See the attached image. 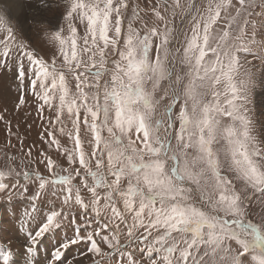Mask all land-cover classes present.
<instances>
[{
	"label": "snow or ice",
	"instance_id": "6c2138e0",
	"mask_svg": "<svg viewBox=\"0 0 264 264\" xmlns=\"http://www.w3.org/2000/svg\"><path fill=\"white\" fill-rule=\"evenodd\" d=\"M53 3L48 58L0 14L13 113L27 104L41 121L25 149L0 109L20 145L3 152L0 194L28 201L27 264H83L77 245L93 264H264V133L241 71L257 46L264 59V0H36ZM0 264H13L6 244Z\"/></svg>",
	"mask_w": 264,
	"mask_h": 264
},
{
	"label": "rangeland",
	"instance_id": "374dc122",
	"mask_svg": "<svg viewBox=\"0 0 264 264\" xmlns=\"http://www.w3.org/2000/svg\"><path fill=\"white\" fill-rule=\"evenodd\" d=\"M34 1V0H33ZM30 4H25L21 0H0V14H4L11 21L12 25L20 32H22L25 37H31L32 47H34L41 55L48 58L51 55V45L48 43L45 38V31H51L53 25L58 23L57 16L59 13L56 9V4L53 3L51 9L47 7H42L35 5L34 9L30 8ZM20 10L21 14L27 15L24 20L20 21V18L16 13H14L13 8L16 7ZM6 7V8H5ZM6 9V10H5ZM37 9V10H36ZM259 11V9H257ZM25 15V16H26ZM26 21V22H25ZM26 26V27H25ZM251 32V30H249ZM255 39L258 45H264V34H261L259 26L256 29ZM257 55H248L242 56L241 61L244 67L241 69L243 72L245 69H248L253 74L254 86L250 92V102L248 105L250 117L253 120L256 132L258 135L264 133V108L262 107L263 103H261L262 96L264 94V59L260 58V47L257 46L255 49ZM15 83L13 80L8 79L0 74V109L5 107L7 102V107L9 113H12L7 118L11 120L13 124V132H19V135L24 139L25 149L33 143L39 144V133L41 132L40 128V118L36 114L35 107H30L29 105H25L19 111L13 113V104L12 100L17 98V95L14 91ZM11 89V91H10ZM261 93L262 96H261ZM47 108L45 110L44 115L48 116ZM18 125V128L16 127ZM29 125L31 127H29ZM70 127V125H69ZM83 129H82V138H83ZM6 130L3 122H0V170H6L3 167L5 162V157L3 156V152H8L10 155H17L18 149L20 147L18 140L15 136L11 138V144L8 145L5 139ZM264 139V136H261ZM62 145L71 146V141L66 137H61ZM7 145V146H6ZM14 146V147H13ZM35 154V149L33 150ZM57 154L53 152V156L55 158ZM63 163V161H62ZM10 204V209L6 204ZM28 206V201L24 196L14 195L10 200L3 194H0V244H6L7 247L13 252V263L16 257V254L24 256V249L17 237V229L21 228L22 231L19 233L20 236L24 234L30 226L27 222H25L22 218V209ZM21 210V218L17 219L13 216V212ZM82 218V217H81ZM65 234L70 235L71 230L65 229L60 233V236H64ZM53 237L49 236L45 241L44 245H50V240ZM11 241V243H8ZM106 251L108 250L106 245H101ZM81 247H85L84 245H77L70 249L69 255L76 256L79 259L83 260V264H93L94 260L101 259L97 256H92L91 259L88 257H81ZM79 248V252L75 253V251ZM40 249L41 254H46L47 250ZM74 253V254H72ZM147 260V257L145 256ZM25 264H27V258L25 257L22 260Z\"/></svg>",
	"mask_w": 264,
	"mask_h": 264
},
{
	"label": "bare ground",
	"instance_id": "6f19581e",
	"mask_svg": "<svg viewBox=\"0 0 264 264\" xmlns=\"http://www.w3.org/2000/svg\"><path fill=\"white\" fill-rule=\"evenodd\" d=\"M23 3H24V5L25 4H30L29 6H30V8L32 9H34V7H36L35 5H37L36 4V0H21ZM6 8V7H5ZM6 10V9H5ZM13 10H14V13H16L17 15H18V17L20 18V21L21 20H24V18H26L27 17V15H26V13L25 14H21L20 13V10L17 8V6L16 7H14L13 8ZM37 10V9H36ZM26 15V16H25ZM26 22V21H25ZM26 27V26H25ZM263 92H264V89H263ZM262 94L263 93H261V96H262ZM262 98V100H261V103H263L262 105V107L264 108V94H263V96L261 97Z\"/></svg>",
	"mask_w": 264,
	"mask_h": 264
}]
</instances>
